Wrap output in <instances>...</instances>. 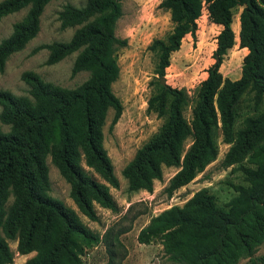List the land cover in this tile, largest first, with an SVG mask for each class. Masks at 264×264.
Instances as JSON below:
<instances>
[{"label":"trees","instance_id":"trees-1","mask_svg":"<svg viewBox=\"0 0 264 264\" xmlns=\"http://www.w3.org/2000/svg\"><path fill=\"white\" fill-rule=\"evenodd\" d=\"M49 1H0V20L28 7L0 41V72L10 55L37 35ZM159 7L169 12L173 26L148 46L157 58V81L146 110L163 121L123 167L128 188L152 192L154 180L162 179L163 166H176L179 169L165 188L171 196L216 158L219 134L230 144L222 163L230 166L245 160L249 165L243 167L247 185L240 186L224 206L202 188L182 206L172 205L153 215L137 240L150 244L159 239L164 254L175 264H236L264 240V0H161ZM204 8L207 18L221 29L212 52L214 62L199 84L188 122L182 111L183 90L160 84V77L166 75L171 54L187 34L196 42ZM236 9H240L239 47L247 52L241 75L233 80L219 68L235 44ZM58 14L62 28L78 27L70 39L43 43L36 50L48 51V65L77 53L72 74L87 71L89 75L80 85L67 88L25 71L22 79L29 85V95L0 90V123L9 126L4 131L0 124V264L13 262L7 239L17 242L19 254L35 252L25 264H84L86 249L99 242L107 247L106 264H120V235L127 229L109 228L101 236L73 208L52 197L46 157L50 155L69 184V195L82 214L97 221L96 204L118 210L109 187L118 188L119 180L103 146L102 128L109 109L114 110L110 129L122 112L112 91L119 76L117 50L126 45V39L115 34L121 0L67 3ZM189 137L192 142L184 149Z\"/></svg>","mask_w":264,"mask_h":264},{"label":"rangeland","instance_id":"rangeland-1","mask_svg":"<svg viewBox=\"0 0 264 264\" xmlns=\"http://www.w3.org/2000/svg\"><path fill=\"white\" fill-rule=\"evenodd\" d=\"M84 2L85 0H50L47 3L40 17L37 35L23 49L11 54L7 59L4 70L0 72V90H7L16 95H29V85L22 79V73L25 71L35 72L43 80L67 88H74L88 78L87 71L75 74L71 72L77 53L48 65L45 62L48 51L36 50L43 43L70 39L78 26L62 28L58 13L67 3L80 6ZM160 2L161 0H121L122 15L115 26L116 36L126 39V45L117 50L119 76L112 84L113 93L121 101L122 112L110 129L114 110L109 109L102 131L103 146L119 180L118 188L109 187L118 210L112 211L96 204L99 217L97 221L82 214L69 195V184L51 161L50 155L46 157L49 194L52 197L73 208L80 219L101 236L109 228H113V231L127 229L120 235L122 246L117 258L120 264H175L164 254L159 239H154L150 244L138 242L137 234L149 219L172 205L182 206L202 188H207L216 203L224 206L238 193L240 186L247 185L243 167L249 164L244 160L225 166L222 161L230 144L225 143L219 134L216 139V158L171 196L167 195L165 188L169 179L178 171L179 167L176 166H163L162 179L154 180L152 192L142 189L133 191L128 188L127 179L122 175L123 167L133 157L137 148L157 132L163 121L155 113L146 110L147 100L154 92L157 81L154 72L157 58L148 46L154 38L165 37L173 26L169 12L159 7ZM27 9L28 7L8 14L0 20V41L11 33L13 24L23 18ZM239 11L240 9L234 10L232 21V29L236 31L235 44L228 50L219 68L224 77L233 80L240 77L242 59L247 52L239 47ZM205 13L204 8L202 16L198 19L196 42H193L189 34L183 38L180 48L170 56V65L165 75L169 85L182 89L185 94L182 111L188 122L191 120V108L197 100L199 84L206 76L207 67L214 62L212 52L216 47V35L221 29V26L212 23ZM242 119L243 112L237 118L236 128L241 125ZM0 124L4 131L9 130L8 125ZM191 142L192 138L189 137L185 141L184 149H187ZM11 200L10 196L8 202ZM7 240L14 253L12 264H25V261L35 254H19L16 249L17 242ZM112 240L110 238V241ZM83 261L84 264H106V245L99 242L87 248ZM236 264H264V240L254 248L252 254L241 257Z\"/></svg>","mask_w":264,"mask_h":264},{"label":"water","instance_id":"water-1","mask_svg":"<svg viewBox=\"0 0 264 264\" xmlns=\"http://www.w3.org/2000/svg\"><path fill=\"white\" fill-rule=\"evenodd\" d=\"M160 84L166 85V78H165V76L160 77Z\"/></svg>","mask_w":264,"mask_h":264},{"label":"crops","instance_id":"crops-1","mask_svg":"<svg viewBox=\"0 0 264 264\" xmlns=\"http://www.w3.org/2000/svg\"><path fill=\"white\" fill-rule=\"evenodd\" d=\"M205 14L207 15V12ZM242 49L247 50L246 48H242Z\"/></svg>","mask_w":264,"mask_h":264}]
</instances>
